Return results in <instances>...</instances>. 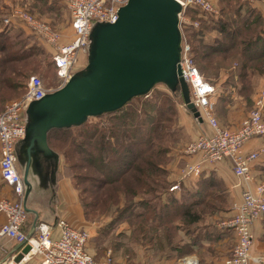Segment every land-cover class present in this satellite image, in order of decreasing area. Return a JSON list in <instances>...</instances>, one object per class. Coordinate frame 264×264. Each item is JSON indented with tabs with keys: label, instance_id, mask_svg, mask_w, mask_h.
Segmentation results:
<instances>
[{
	"label": "rangeland",
	"instance_id": "374dc122",
	"mask_svg": "<svg viewBox=\"0 0 264 264\" xmlns=\"http://www.w3.org/2000/svg\"><path fill=\"white\" fill-rule=\"evenodd\" d=\"M211 1L215 8L212 14L194 8L187 11L182 26L184 42L195 49V52L191 49V56L196 58L197 67L204 79L214 85L215 92L212 97L215 102V113L220 112L227 124L237 123L238 121L235 120L241 117L242 120L237 125L240 127L243 120L256 109L258 101L264 100V60L247 58L248 56H245L240 49L242 45H237L241 52L235 57L219 54L208 59L203 58L200 51L205 50V44L218 45L224 39L222 35L219 40L217 39L218 31L214 32L216 38L211 41H205L202 34L197 33L204 28L216 29L213 23L230 24L239 20L240 24L234 25L237 29L244 23L243 18L249 17L248 22L253 30L247 34L251 32L253 33L249 36L259 34L264 41V7L254 0ZM250 10L261 17L259 24L251 23V16L248 15ZM18 12L26 13L37 21L49 25L53 31L61 35L62 43L74 39L71 16L65 2L0 0V33H5L0 36V45L5 44L6 39H8L6 43H14L13 46L10 45V52L0 51V60L4 56L9 57V54L14 58H10L12 62L7 64L5 70L7 74L16 73L12 78L19 88L18 92L8 87L4 88L6 91L0 97V110H3L8 102L25 94L29 79L33 75L39 76L47 89H52L49 92L60 87L54 63L55 47L35 35L30 26L19 18ZM5 18L10 19L9 24L4 22ZM234 38L235 36H231L232 40ZM86 54L87 52L84 51L80 53L78 62L74 66L75 72L86 66L88 60ZM245 60L249 61L245 76L239 77L242 75ZM126 107L125 114L133 122L132 138L129 137L130 131H127L126 125H115L117 116L92 117L82 127L70 130L56 129L50 132L49 143L61 155L60 180H69L67 186L71 196L73 187L79 191L87 221L94 223L108 221L110 229L106 236L102 237L105 243L100 244L103 248L107 247V254L101 259L93 256L95 260L102 261L111 254L115 264H183L192 258L187 256L191 252L186 250L188 246L186 236L191 234L189 231L193 228L191 226H197V224H186L182 214L177 210L179 206L191 202V195L182 189L183 181L194 176L188 173L189 166L200 161L204 170L205 165L212 166L229 159L204 162L198 154H196L199 156L198 160L191 159L193 154L187 152L188 146L202 136L199 131L205 122L201 123L193 117L186 108L182 96L170 92L164 84L155 86L147 96L134 98ZM157 118L161 121L159 132L162 139L160 142L155 141L156 146L151 144L154 150L151 154L141 155L150 146L148 143H141L153 133V123ZM220 126L225 130H235L228 125ZM105 128L106 131L108 128H117L119 132L121 131V135L118 139L111 134L107 135L108 158L103 165L100 160L103 154L98 147L92 145L98 143ZM93 130H96L95 134L86 144L89 150L83 154L80 150L82 147L79 148L78 144L81 145L87 134ZM127 149L131 150L128 155H126ZM91 156L95 159L93 160ZM121 156L123 159L127 157L129 159V161L125 159L122 166L118 165L126 170L118 175V181L110 182L107 177L109 167L116 165L114 162ZM132 156L137 157L138 162L135 166L130 162ZM148 156L159 166L156 170L153 169L155 172L151 175L145 170L148 168L146 163ZM127 161L130 162L129 165ZM20 165L21 162H18L21 171ZM32 174L31 169L30 180L34 189L28 203L32 198L47 201L48 197L43 191L45 188H50V180L39 178L38 181ZM142 176L146 178L149 176L150 184L144 183ZM173 187L177 188L173 190ZM46 203L50 204L48 201ZM198 209L202 210L203 219L198 223L201 224L210 210L202 204L198 205ZM35 256L36 259L41 258L40 254ZM198 261V264H201L199 258Z\"/></svg>",
	"mask_w": 264,
	"mask_h": 264
},
{
	"label": "built area",
	"instance_id": "2783aa9c",
	"mask_svg": "<svg viewBox=\"0 0 264 264\" xmlns=\"http://www.w3.org/2000/svg\"><path fill=\"white\" fill-rule=\"evenodd\" d=\"M61 1L68 7L74 30V39L67 43H62L61 35L53 31L49 25L37 21L26 13L18 12L19 18L30 26L35 35L55 47L54 63L60 81L59 88L75 73L74 66L80 53L87 52L94 24L99 21L115 22L120 8L128 2V0ZM176 1L183 7L182 26L190 8L207 14L215 12L211 0ZM254 1L260 2L264 7V0ZM4 22L9 24L10 19L5 18ZM185 42L183 41L180 62L182 76L190 86L191 100L200 116L213 128L211 135H203L192 142L187 152L198 154L204 162L229 159L235 175L248 181L251 179L252 163L264 153V147L252 152H246L244 147L249 140L264 136V100L258 101L256 109L243 120L240 127L235 130L223 129L214 113L215 102L212 97L215 92L214 85L204 79L190 54L191 47ZM50 90L52 89H47L39 76L33 75L29 79L25 94L8 102L5 108L0 110V175L15 195L14 199L0 195V213L5 216L0 237H8L18 244L27 241L32 246V252L40 254L41 264H115L111 254L102 261L95 260L87 250L90 233L74 228L64 219H60L56 224L59 229L57 237H53L51 225L41 223L34 235L27 238L25 226L29 215L24 205V184L18 167L16 148L26 134L25 114L28 105L34 100L41 99ZM202 170L203 164L198 161L189 166L188 173L197 176ZM177 187H173V190ZM234 209V216L221 222L224 229L232 230L236 235V243L222 264H249L254 244L252 225L264 214V186H259L256 191L246 189L242 201L236 204ZM183 264H186V261ZM193 264H197L195 260Z\"/></svg>",
	"mask_w": 264,
	"mask_h": 264
},
{
	"label": "water",
	"instance_id": "95a60500",
	"mask_svg": "<svg viewBox=\"0 0 264 264\" xmlns=\"http://www.w3.org/2000/svg\"><path fill=\"white\" fill-rule=\"evenodd\" d=\"M182 14L183 7L176 0H128L115 22L94 24L86 66L61 88L28 105L26 134L17 153L22 167L24 205L28 215H37L27 238L34 235L38 226V212L28 206L34 189L31 169L44 179L38 154L55 158L56 166L51 170L54 186L57 181L60 155L50 146L51 131L79 127L92 117L120 111L134 98L147 96L159 84L182 96L186 108L203 122L191 100L190 86L182 76ZM16 250L17 261L32 254L27 241L19 243Z\"/></svg>",
	"mask_w": 264,
	"mask_h": 264
},
{
	"label": "crops",
	"instance_id": "0c3cea01",
	"mask_svg": "<svg viewBox=\"0 0 264 264\" xmlns=\"http://www.w3.org/2000/svg\"><path fill=\"white\" fill-rule=\"evenodd\" d=\"M214 24L215 23H213V25ZM215 31L218 30H205L204 28L200 33L205 41H211L216 38L214 35ZM221 35L222 33L218 31L217 38ZM257 46L259 48L261 47L260 45ZM253 59L256 60V58ZM215 115L220 125H228L233 129H237L239 121L242 120V118L239 117L235 120L236 122L238 121L237 123L231 122V124H227L224 120L225 117H223L220 112H218V114L215 113ZM194 120L196 119L194 118ZM197 120L199 121V119ZM204 122L205 124L201 126L199 131L200 136L211 135L213 133V128L208 122ZM262 147H264V136L249 140L244 148L246 152H252ZM54 150L57 151L56 149ZM191 159L193 161L198 160L199 156L191 155ZM39 162L44 179L50 178V188H45L43 191L48 197L47 201L50 204L47 205V201H43L40 198H35L30 201L28 206L38 212L37 224L46 223L51 225L53 227V237H57L59 234V229L56 224L60 219L66 220L76 229L87 230L90 233L87 244L88 252L96 259L104 258L107 254V247L103 248L100 244H103V242L105 243V241H102V237L106 236L107 231L110 229V227H108V221L95 223L87 221L79 191L73 187V194L71 196L69 194V187L67 186L69 180H60L61 155L58 165L59 168L56 171L57 181L55 182V186L51 179L52 171L48 170L50 169L47 164L48 161L42 158ZM33 177L35 180L39 181L37 174L33 173ZM64 183H66V185ZM261 185L264 186V153L252 163L251 179L248 181L235 175L229 160H223L212 166L205 165L204 170H202L200 174L197 176L194 175L192 178L183 181L182 189L185 190L187 194L189 193V195H191V201H194V199H202V205L210 210L204 218L203 223H197V226H193L190 230L191 234L186 236V242L188 244L186 250L191 252V254L187 256L192 257L189 261H198V258L201 264H222L225 261L236 243V235L232 230L224 229L221 226V222L234 216V206L242 201L243 192L246 189L256 191ZM0 195L9 199H14L13 192L1 179V175ZM206 201H210L212 204L205 205ZM36 218L37 215L35 213H29L28 221L25 226L27 233L31 230ZM4 222L5 216L0 213V230ZM252 232L254 234V244L251 249L249 264H264V214L253 223ZM18 245L17 242L8 237H0V264H41V258L36 259L35 254H29L24 259L17 261L19 250H16V248ZM188 264H190V262Z\"/></svg>",
	"mask_w": 264,
	"mask_h": 264
},
{
	"label": "trees",
	"instance_id": "16d2710c",
	"mask_svg": "<svg viewBox=\"0 0 264 264\" xmlns=\"http://www.w3.org/2000/svg\"><path fill=\"white\" fill-rule=\"evenodd\" d=\"M248 15L251 16L250 17V19L252 21L251 23L259 24V22L261 20V17L257 13H255L253 10H250L248 12ZM248 18H246V19L243 18L244 19V23L242 24V26L240 28H237V29L234 27V25H236V24L239 25L240 24L239 20H236V22L235 21L230 22V24L228 22H224L222 24H220V22H219L218 24H214V27L220 33H222V36H223L224 40H222L218 45H212L211 46V45L205 44L204 45L205 50H203V51L201 50L200 51V52H202L201 54L203 55V58L208 59V58H210L213 55H219V54H223L225 56L226 55H232L233 57H235L236 54H239V52H241V50H239L240 47H238L237 45H242V47L240 49H242V51H243L242 53L245 56H248L247 58H249V59L256 58V59H258V61H263L264 60V41L262 39V36L259 35V34H257L256 36L252 35L253 37H256V38H253L252 36H249V34H251L253 32L247 34V32H249L250 30L251 31L253 30V27L248 22L249 21ZM200 32H201V30H199V32L197 34H199ZM1 33H0V36L5 34V33H2V34ZM231 36L232 37L235 36V38L232 40ZM237 36H238V38H237ZM217 39L219 40V38H217ZM5 41L8 42V39H6ZM6 42H5V44L0 45V51L3 52V53L4 52H10V45L13 46V44H14L13 42H12V44L10 42H9V44L6 43ZM257 45H260L261 47L259 48ZM191 49H192L193 52H195V49H193L192 46H191ZM228 51H231V52L230 53H226ZM33 52H35V50H33ZM197 52H198V50H197ZM10 58H12L11 54H9V57L8 56L2 57L1 60H0V97L2 95H4L3 92L6 91V90H4L5 87H8V89H11L12 91H16V92L19 91L18 90L19 88L17 87V82L13 81V78H12V75L13 74L15 75L16 73L13 72L12 74H7V71L5 70V68H7V64L12 62V60H10ZM199 58H200V56H199ZM12 59H14V58H12ZM248 60L244 61V64L242 66V75H239V77L240 76H242V77L245 76V69H246V67L248 65V62H249ZM194 61L196 63V61H197L196 58H194ZM196 65H197V63H196ZM6 97H7V95H6ZM126 106L123 109H121L120 111H117V112H114V113L104 114V115H102L100 117H103V116H110V117L117 116V120L115 121V125H117V126L126 125V127H128L127 131L128 132L130 131V136L129 137L132 138L131 124H133V122H131V120L125 114L126 108H127ZM120 114H123L124 116L123 117L122 116H118ZM160 116H162V114H160ZM154 121L155 122L153 123V128H152L153 129V133L151 135H149L145 139L144 142L141 143V144L148 143L150 146H148V148L145 150V152L141 153V155L147 156L145 154H147V153L151 154V152L154 151L153 148H151V147L156 146V142L155 141L159 140V142H160V139H162V136H160V132H159V128H161L160 118H157ZM82 126H84V124L79 126V127H82ZM73 128H78V127H73ZM73 128L63 129V130H70V129H73ZM95 131L93 130V131L89 132L87 134V137L85 138V140L82 141L81 145L78 144L79 148L82 147V148H80V150H82L83 154H86L88 152L89 147H87L86 144L94 136ZM103 131H105V132L100 137V140L97 139L98 143L95 144V145H92V147H98L100 149L101 153L103 154L102 156H100L101 157L100 160H101V163L104 165L105 161H106V158H108V155H107V152H106V150L109 147V146L107 147V145L109 143L106 140L107 135L111 134L116 139H118L119 136L121 135V131L119 132V130H117V128H108L107 131H106V128H105ZM124 133H126L125 130H124ZM151 144H153V146ZM90 149H91V147H90ZM126 152H127L126 155H128L131 152V150L127 149ZM149 156H148V159L146 161V163L148 165V168H146L145 170H147V172L151 175V173L155 172L154 170H156V167H159V166ZM91 158L93 160L95 159V157H93V156H91ZM125 159L127 160L128 157L124 158V159L122 158V156L118 157V159L114 162V163H116V165L109 167V171L107 172L108 173L107 177H108V180L110 182L118 181L119 180L118 175L122 174V172L124 170H126V169H121V167H118V165L122 166L121 164L125 163V161H126ZM128 161H129V159H128ZM128 161H127L128 165L131 162V164L133 163V166H135L136 163L138 162L136 156L135 157L132 156L130 158V162H128ZM142 177H144V180H143L144 183H147V184L149 183L150 184L151 180L148 178L149 176H147V178H146V176H142ZM142 177H141V179H142ZM202 201H203L202 199H199V200H195L194 199V201L192 200L191 202H189L190 204L179 206L180 208H178L177 210L179 211V214H182L183 220L185 221L186 224L194 225V224L199 223L203 219L202 210L198 209V205L202 204ZM206 204L210 205L212 203H210V201H206L205 205ZM196 206H197V208H195ZM191 227H193V226H191ZM191 229L192 228H190V230Z\"/></svg>",
	"mask_w": 264,
	"mask_h": 264
},
{
	"label": "flooded vegetation",
	"instance_id": "af4514ba",
	"mask_svg": "<svg viewBox=\"0 0 264 264\" xmlns=\"http://www.w3.org/2000/svg\"><path fill=\"white\" fill-rule=\"evenodd\" d=\"M21 147H22V145H20V143H19V144L17 145V148H16L17 153H20V149H21ZM22 155H23V154H22ZM37 157H38L39 159H41V160H42V158H44L45 160L48 161L47 164H48V166H49V168H50V169H48V170H53V169L55 168V166H56V160H55L54 157L47 158V157H44L43 155H40V154H38ZM46 166H47V165H46ZM44 169H45V167H44Z\"/></svg>",
	"mask_w": 264,
	"mask_h": 264
},
{
	"label": "bare ground",
	"instance_id": "6f19581e",
	"mask_svg": "<svg viewBox=\"0 0 264 264\" xmlns=\"http://www.w3.org/2000/svg\"><path fill=\"white\" fill-rule=\"evenodd\" d=\"M34 243H35V246H37V243H36V242H34ZM35 249H36V248H35ZM34 253H35V251L32 252V254H34ZM187 262L189 263L188 260H187ZM187 262H186V263H187ZM193 263H194V261L191 260V261H190V264H193Z\"/></svg>",
	"mask_w": 264,
	"mask_h": 264
}]
</instances>
